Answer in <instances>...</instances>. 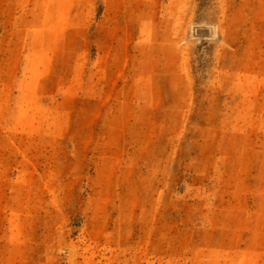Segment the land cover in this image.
Listing matches in <instances>:
<instances>
[{
    "label": "rangeland",
    "instance_id": "rangeland-1",
    "mask_svg": "<svg viewBox=\"0 0 264 264\" xmlns=\"http://www.w3.org/2000/svg\"><path fill=\"white\" fill-rule=\"evenodd\" d=\"M0 264H264V0H0Z\"/></svg>",
    "mask_w": 264,
    "mask_h": 264
}]
</instances>
